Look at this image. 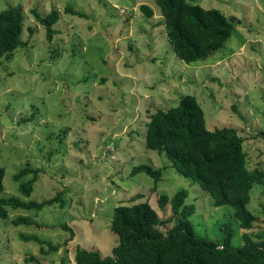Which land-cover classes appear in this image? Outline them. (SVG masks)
<instances>
[{
  "label": "rangeland",
  "instance_id": "rangeland-1",
  "mask_svg": "<svg viewBox=\"0 0 264 264\" xmlns=\"http://www.w3.org/2000/svg\"><path fill=\"white\" fill-rule=\"evenodd\" d=\"M189 1L241 21L219 53L193 65L173 52L155 0H0V12L21 7L25 16V47L0 63L1 196L42 202L62 193L64 203L40 211L8 208V218H0V264H37L26 261L31 257L76 264L79 249L112 256L119 243L111 230L117 207L149 202L166 221L172 207L162 209L160 198L183 189L186 204L195 206L190 220L199 236L222 242L226 226L235 233L234 246H243L246 235L264 240L263 186L251 192L254 228L242 230L230 207H216L165 153L146 147L151 116L192 95L208 129H237L249 167L264 171V0ZM142 5L153 9L152 18ZM67 6L87 18L65 13ZM53 9L61 19L50 41L33 11L45 16ZM141 165L163 171L157 186L145 173L132 175ZM25 168L39 171L30 199L14 179ZM32 178L31 172L23 181ZM19 216L33 225L15 226Z\"/></svg>",
  "mask_w": 264,
  "mask_h": 264
},
{
  "label": "trees",
  "instance_id": "trees-1",
  "mask_svg": "<svg viewBox=\"0 0 264 264\" xmlns=\"http://www.w3.org/2000/svg\"><path fill=\"white\" fill-rule=\"evenodd\" d=\"M155 2L162 13V24L173 52L187 65L205 62L219 53L241 22L237 18H229L219 9H205L189 0ZM141 11L148 18L154 16L153 9L148 5H142ZM65 13L87 18L70 6ZM33 16L46 28L47 38L51 41L56 34L54 27L61 19L60 11L53 9L42 16L34 10ZM24 21L21 7H9L0 12V63L25 47L22 39ZM244 143L237 129L209 130L205 112L192 95L182 97L177 107L153 114L146 135L148 150L165 153L179 174L210 194L216 207H230L240 229L250 231L257 221L249 209L251 192L255 185L264 187V171L249 167ZM31 172L34 178L23 181L24 176ZM140 173L152 177L156 186L163 176L162 170H155L149 165L136 167L132 175ZM38 174L39 171L25 168L15 175L24 198L30 199ZM5 176L6 170L0 165V218H8V208L40 211L60 201L64 206L62 193L42 202L19 197L3 198ZM187 198L188 191L185 189L179 190L172 199L162 195L160 207L164 209L171 204L173 212L166 221L160 219L149 202L117 207L111 230L119 236V243L114 247L112 256L103 257L98 251L79 249L76 264H264V240L255 241L246 235L243 246H234L231 240L235 233L228 231L226 226L222 242L199 236L190 220L195 206L186 204ZM167 223H171L172 228L164 233L160 227ZM13 224L32 226L33 222L19 216ZM63 228L69 227L64 225ZM21 238L26 242L45 244L36 236L21 235ZM26 261L40 264L34 257Z\"/></svg>",
  "mask_w": 264,
  "mask_h": 264
}]
</instances>
